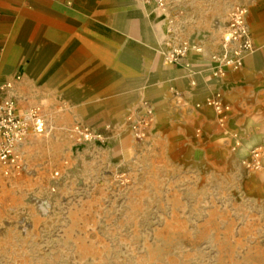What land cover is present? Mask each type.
I'll use <instances>...</instances> for the list:
<instances>
[{"label":"rangeland","instance_id":"obj_1","mask_svg":"<svg viewBox=\"0 0 264 264\" xmlns=\"http://www.w3.org/2000/svg\"><path fill=\"white\" fill-rule=\"evenodd\" d=\"M165 1L160 15L139 0L90 2L111 12L100 79L37 74L26 86L22 68L21 80L10 82L7 96L20 113L41 111L50 132L18 148L19 174L6 177L0 165V264H264V174L241 164L264 140H213L226 159L216 167L205 160L214 150L153 136L165 103L154 86L173 73L167 56L188 41L219 52L232 8L250 12L253 0ZM143 101L155 121L137 141L128 118ZM210 111L204 118L213 114L232 138L231 109L224 124ZM76 125L101 139L76 140Z\"/></svg>","mask_w":264,"mask_h":264},{"label":"crops","instance_id":"obj_2","mask_svg":"<svg viewBox=\"0 0 264 264\" xmlns=\"http://www.w3.org/2000/svg\"><path fill=\"white\" fill-rule=\"evenodd\" d=\"M91 1L0 0V85L18 83L22 68L26 86L37 74L40 80L50 81L100 79L98 66L106 63L111 44V12L96 9ZM250 5L248 20L255 30L257 50L241 70L214 78L210 54H191L184 65L172 66V74L160 76L163 84L154 86L165 96L156 110L154 139L193 140L194 151L217 152L205 158L216 167L226 159L224 145L213 140H264V0ZM216 93L231 109L232 138L220 129L213 114L204 118L209 108L195 107Z\"/></svg>","mask_w":264,"mask_h":264},{"label":"built area","instance_id":"obj_3","mask_svg":"<svg viewBox=\"0 0 264 264\" xmlns=\"http://www.w3.org/2000/svg\"><path fill=\"white\" fill-rule=\"evenodd\" d=\"M152 14L168 12V4L165 0H139ZM249 9L243 5L232 8L226 30L221 40L220 51L209 57L210 71L214 78H222L228 70H241L246 60L252 56L257 48L248 23ZM204 49L193 43L185 42L174 49L168 56L170 66H179L189 58L191 54L202 55ZM190 68L189 64H186ZM13 88L12 83L0 85V165L3 174L11 177L19 174L23 167V161L18 148L29 140L31 136L44 137L50 130L45 115L39 110H33L27 114L19 111L14 98L7 93ZM200 110L203 107L212 109L218 116L221 124L225 123L226 113L230 110L224 102L223 95L216 93L205 101L195 105ZM155 121V110L148 101H143L138 111L128 118L132 134L137 141H145L148 138L151 126ZM72 136L82 143L101 139L90 127L76 125L70 130ZM242 167L249 173L264 174V146H255L241 160Z\"/></svg>","mask_w":264,"mask_h":264}]
</instances>
